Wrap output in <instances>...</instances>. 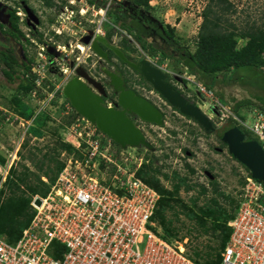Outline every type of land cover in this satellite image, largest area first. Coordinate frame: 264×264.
<instances>
[{
    "label": "built area",
    "instance_id": "1",
    "mask_svg": "<svg viewBox=\"0 0 264 264\" xmlns=\"http://www.w3.org/2000/svg\"><path fill=\"white\" fill-rule=\"evenodd\" d=\"M67 2L69 5H64L51 22V33L48 31L43 36L39 34L37 40L31 39L39 48L31 67L35 78L30 94L37 96L42 90L44 96L39 99L46 102L51 101L57 90L44 84L47 68H56L64 77L60 83L62 89L87 63L85 59L95 56L90 44L83 42V36L90 30L92 37L104 35L103 24L109 22L106 14L111 0L99 7L85 0ZM87 13L92 19L86 21L82 16ZM76 22L86 25V29L74 45L69 41L67 48L65 42L52 40L54 36L62 38L63 33L72 35V31L64 28L68 24L73 28ZM49 46L56 52L52 59L47 54ZM150 61L157 64L153 59ZM159 67L171 74L166 66L160 64ZM183 76L195 82L192 77ZM195 83L197 91L209 97L217 108L216 114L223 119L216 122L211 117L216 128L235 121L236 126L249 132L264 149L263 112H254L252 122L248 123L222 104L211 90ZM1 109L3 118L8 111ZM5 119L8 120V116ZM16 120L24 127L20 144L33 118L29 121L16 117ZM65 133L63 140L73 149L60 152L59 159L64 165L48 192L44 196H32L30 205L34 212L20 237L10 243L0 236V264H198L188 256L181 240L168 241L156 230L152 216L159 193L135 175L140 160L137 167L133 166L132 156L125 155V149L117 150L114 142L83 116H76ZM19 144L13 158L0 165V183L14 163ZM103 174L108 177H102ZM242 175L245 181L237 194L238 205L227 221L229 238L220 251L219 261L207 264H264V186L250 172ZM41 179L48 181L46 176Z\"/></svg>",
    "mask_w": 264,
    "mask_h": 264
},
{
    "label": "rangeland",
    "instance_id": "2",
    "mask_svg": "<svg viewBox=\"0 0 264 264\" xmlns=\"http://www.w3.org/2000/svg\"><path fill=\"white\" fill-rule=\"evenodd\" d=\"M73 1L75 3V0ZM208 1L150 0L151 7L147 9V15H153L158 21L174 26L176 37L180 38L181 45L186 46L192 52L195 49L197 32L202 20L201 14ZM227 1L231 3V6L224 14L228 22L234 23L239 27L251 26L252 24L262 26L264 24V0ZM66 4L69 5L67 0L65 2H62V0H53V5L51 6H46L42 0H0V22L8 25V14L5 12V9L6 7L15 6L17 10L16 14L19 17V28L24 33V37L28 38L29 41L31 39L37 40L39 34L43 36V33L46 34L50 30L51 22ZM82 17L86 21L87 19H92V16L88 13ZM106 17L108 21L110 20L112 22V19L115 21L112 15L109 17L106 14ZM7 25H4L5 28H7ZM85 27L86 25L81 26L78 22L75 23L73 28L68 24L64 30L68 32L72 31V35H70L72 37L63 33L60 36L62 38L54 36L52 40L54 39L61 44L65 42L68 48V42L70 41L74 45L80 38ZM117 28L118 26L115 25L113 30L118 35L117 37H119ZM49 32L51 33V31ZM32 40L30 42H33ZM138 44L134 43V46L138 48ZM0 47L5 48V50H7L6 47H11V53L19 62L25 57L24 54L31 56L33 60L36 59L39 48L34 43L33 45L26 43L23 37L20 39L17 37H5L1 33ZM53 53L56 54L53 46H49L47 48V54L51 55L48 58L52 59ZM94 59L95 56L85 59L87 63L82 68L87 71L90 67L89 63ZM167 62L169 66L171 65L168 69L174 76L171 78L174 85L181 89L183 94H189L210 118L212 117L216 122L223 121L220 115L218 116L216 114L217 108L211 104L212 102L209 100V97L197 91L198 86L195 83L196 81L191 82L187 80V82H181V76L185 75L183 66L177 62H172L170 59ZM66 65L69 66L70 63H66ZM14 68L19 69L18 66H14ZM93 75H96L94 72H92L91 77L97 81V78L93 77ZM46 77L47 79H45L44 84L57 88L50 102L42 101L30 93L27 95L18 94L24 103L25 112H31V117L28 120L31 121L35 117L34 120H38V122H36L34 128H40L42 130V135L40 133V135L31 138L30 133L27 131L23 136V141L19 144L24 127L19 125L16 120V117L19 115L15 113L16 111H14L13 105L10 103L12 96L17 93L16 86L18 80L9 81L0 68V107L2 108V112L3 109L8 111L5 112L3 118L1 117L2 120L0 119V154L5 158V162L7 163V161L13 158V151L19 144L18 154L14 159V163L16 164L12 165L16 169L21 170L20 164H25L31 170H35L34 166L28 160L29 151L36 153L38 158L42 157L44 153H53L52 147L56 144L57 138L55 132L62 136V139L67 135L65 133L69 126L67 124V115L72 113V109L63 97L60 87V83L64 81V77L62 78V75L56 68H47ZM219 85L224 91V99L229 104L225 106L229 108L235 101L243 98L250 99L249 101L252 102V105L241 106L239 114L245 115V120L251 123L254 112L259 111L255 106L264 105V96L261 94L263 92L249 85L235 83H219ZM140 91L145 93L161 109L164 114V123L161 126H157L137 120L138 125L146 134L147 139L152 143V148L147 149L144 146L125 148L124 154L132 156V165L137 167L139 160L146 164L149 163L152 168L159 170L158 177L160 178V182L168 189H171L173 182L176 181L173 178L174 171L179 176L186 177L187 184L191 185V187L186 190L185 185H181L177 197L190 207L193 206L191 199L196 198V205L193 206L196 212L198 206L209 203L211 197L215 196L212 192L210 180H215L221 191H224L226 194H232V196L238 199L240 175L246 171L241 163L230 156L227 147L221 145L216 131L205 133L201 129L202 127L200 128L194 121L179 114L164 99L159 98L155 91L152 93L151 91ZM110 101H113L112 97L107 98V102L110 103ZM7 116L9 118L8 120L5 119ZM22 122L25 123L24 120ZM189 130H195L196 133H190ZM248 136L251 137L252 135L250 134ZM104 137L107 138L106 136ZM114 146L116 148L120 147L116 143H114ZM19 154L25 156V159H22ZM163 174H167L168 177L165 178ZM102 177L107 178L108 176L103 174ZM200 185H204L207 189L204 194L200 193ZM216 197L222 205L230 208L226 199L217 195ZM231 210H233V207ZM175 211L178 212L177 215L174 214ZM166 217L172 220L171 227L175 232V238L171 237L173 240H181L188 252L195 248H198L204 253L210 252V255H203L200 261L215 257V253L219 250L220 236H218L219 231L212 230L211 219H207L206 229H204L195 219L187 217L179 205H176L174 210H167ZM154 223L158 232H164L156 220Z\"/></svg>",
    "mask_w": 264,
    "mask_h": 264
},
{
    "label": "trees",
    "instance_id": "3",
    "mask_svg": "<svg viewBox=\"0 0 264 264\" xmlns=\"http://www.w3.org/2000/svg\"><path fill=\"white\" fill-rule=\"evenodd\" d=\"M65 1L62 0V2ZM85 1L90 5L93 4L99 7L107 3L108 0ZM149 1L122 0L121 2V0H111L107 14L109 17L111 15L114 16L115 21L112 19V22L109 20V22L105 23V26L109 27V30L105 29L107 30L106 37L111 39L112 35H114L113 28L115 25L118 26L117 31L120 35L118 44L123 49L136 50L132 43L133 40V42L139 43L140 48L145 53H148L150 58L157 57V63L167 59L179 63L185 70V76L192 77L202 87L211 90L222 104L229 105L224 99V91L221 92L219 83L253 86L262 91L263 93L261 94L264 96V24L262 26H255L254 24L246 27L236 26L234 23L228 22L224 16L231 6L230 2L227 0H209L203 8L195 49L191 52L186 46L181 45L180 38L176 37L174 26L158 21L153 15H147V9L151 7ZM42 2L46 6L53 5V0H42ZM5 12L8 14V25L0 22V33L5 37H17L19 39L23 37L26 43H31L28 38L24 37V33L19 28V17L16 14V7H6ZM4 25H7V28ZM122 31L124 32L123 35ZM149 36L156 38L155 41L147 42V37ZM6 48L7 50L0 47L1 71L9 81L18 80L17 93L12 96L10 103L13 105L15 113L25 119H29L31 112H25L24 103L18 94L27 95L34 87L33 79L35 74L31 70L33 59L31 56L24 54L25 57L19 62L11 53L12 48ZM48 55L50 56V54ZM14 66H18L19 69L14 68ZM167 75L170 76L171 80V74L167 73ZM185 81L187 82L184 77H181V82ZM175 88L179 92H183L181 89ZM43 96L44 92L39 90L37 97L42 98ZM249 100L248 98H243L236 101L230 107L231 111L243 119L245 115L239 114V110L241 106L252 105ZM255 107L264 113V105ZM173 109L177 111L175 108ZM76 116L78 114L72 109V113L67 115V124H70ZM186 118L191 119L189 117ZM34 119L33 125L27 130L30 133V138L38 136L40 133L42 135L40 128H34L36 122H38V120ZM232 122L231 120L227 121L218 127L219 129L216 128L218 139L219 130L230 124H236L235 121ZM199 127L201 128V126ZM201 129L203 130V128ZM189 131L190 133H196L195 130ZM243 131L246 138L254 139V137L248 136L250 135L249 132ZM55 133L57 138L56 144L52 147L53 153H44L42 157L38 158L36 153L29 151L28 160L35 170H31L25 164H20L21 170L11 166L0 187V236H3L10 243L15 242L20 237L22 230L32 218L34 212L30 205L32 196L34 194L44 196L48 192L49 185L62 169L64 163L59 159L60 152H71L73 149L69 142L64 141L57 132ZM219 142L222 146H226L220 139ZM121 149L123 148H117V150ZM20 157L25 159V156L20 155ZM0 163H5V158L1 154ZM243 167L245 171L249 172L244 165ZM190 170L193 172L192 169ZM158 173V169L152 168L149 163L143 162L135 171L137 177L159 193V199L152 219L153 221L156 220L157 224L164 230L165 233L162 231L160 235L168 241L173 240L171 237L175 238V232L171 227L172 220L166 217V211L174 210L176 205L181 206L186 216L195 219L204 229H206L207 219H211L212 230L219 231L218 236H220L219 250L215 253V257L200 261L203 255H210V252L204 253L198 248L187 252L188 256L198 264L218 262L220 251L225 246L230 235V227L227 225V221L233 217L238 205V199L232 194H226L221 191L215 180H210L212 192L215 196L211 197L209 203L198 206L196 212L193 209V206L196 205V198L191 199L193 206L190 207L177 197L181 185H185L186 190L190 189L191 185L187 184V178L179 176L174 171L173 178L176 181L173 182L172 188L168 189L161 184ZM42 175L47 177V182L41 179ZM163 176L165 178L168 177L167 174H163ZM244 181L243 175H240V186L244 184ZM199 187L200 193L204 194L207 191L204 185ZM216 195L226 199L230 208L222 205ZM232 207L233 210H231ZM174 214L177 215L178 212L175 211Z\"/></svg>",
    "mask_w": 264,
    "mask_h": 264
},
{
    "label": "water",
    "instance_id": "4",
    "mask_svg": "<svg viewBox=\"0 0 264 264\" xmlns=\"http://www.w3.org/2000/svg\"><path fill=\"white\" fill-rule=\"evenodd\" d=\"M89 43L94 54L107 65L111 64L108 53L116 55L122 62L132 68L166 103L175 108L183 116L189 117L201 126L206 133L216 130L213 121L194 102L176 90L166 79L163 69L142 57L131 61L126 54L106 37L92 32L82 38ZM107 77V86L115 93V104H107V90L98 83H92L88 73L79 68L77 74L69 78L62 87L63 97L74 111L86 118L114 143L125 149L127 147L144 146L152 148L143 129L136 120L161 126L164 114L159 107L146 97L127 88L122 73L115 69L103 68ZM94 84V86H93ZM99 85V86H98ZM219 139L227 146L231 157L244 165L251 176L262 182L264 186V149L255 139L246 138L245 133L235 124L223 127L218 132ZM39 199L36 203H39Z\"/></svg>",
    "mask_w": 264,
    "mask_h": 264
},
{
    "label": "flooded vegetation",
    "instance_id": "5",
    "mask_svg": "<svg viewBox=\"0 0 264 264\" xmlns=\"http://www.w3.org/2000/svg\"><path fill=\"white\" fill-rule=\"evenodd\" d=\"M155 39H154V37L149 36V37H147V42H154ZM132 43L134 45V43H137V42H135V41L133 42V40H132ZM118 46H119V48H122L120 45H118ZM123 51L126 54V57L129 60H131V61H136V60H138V59H140L142 57H146V58L150 57V55H148V53H145L144 50H142L140 48V46L138 48L136 47V50H130V49L125 50L124 49ZM108 57H109L110 62H111V64H109V65H107L106 61H104L102 58H100V57H98V56L95 55V59L93 61H91V63L93 62V64L89 63V66L90 67L86 71L88 73V76L92 80L91 84L92 83H98L99 85L101 84L102 86L105 87L104 89L107 90L106 91L107 94H106V97H105L106 103L108 104L107 98L108 97H112V100L113 101L112 102L110 101V104H112V105L115 104L116 103L115 102L116 93L109 86H107V77L105 76V74L103 72V68H111V69L117 70L118 72L120 71L122 73V76H123V79H124V83H125V85H126L127 88H132V89H134V91L136 93H138V94L146 97L147 99H149V97L145 93H143L142 91H140V90L151 91V93H152L154 90L151 88V86L148 85L145 81H143L142 78L132 68H130L126 63L122 62L116 55L111 54L109 52L108 53ZM157 64H155V65H157ZM90 70H92V71H90ZM92 72H94V74H96V75H93V77L97 78V81L94 78L91 77ZM166 79H167L168 82L174 84L170 80V78H169L168 75H166ZM130 81H131V83H130ZM93 86H94V84H93ZM135 86H138L139 88L138 87H135ZM174 86L176 87V85H174ZM156 95L159 98L161 97L158 94H156ZM150 101L152 103H154L152 100H150Z\"/></svg>",
    "mask_w": 264,
    "mask_h": 264
},
{
    "label": "crops",
    "instance_id": "6",
    "mask_svg": "<svg viewBox=\"0 0 264 264\" xmlns=\"http://www.w3.org/2000/svg\"><path fill=\"white\" fill-rule=\"evenodd\" d=\"M105 29L109 30V27H107V26H105V24H103L104 35H101V36L106 37V31H107V30H105ZM122 33L124 34L123 31H122ZM123 34H122V35H123ZM38 36H39V35H38ZM117 36H118V35L116 34V32H114V35H112L111 39H109V38H107V37H106V38H107L108 40H110V42H112V44H115L117 47H119V46H118V45H119V44H118V41H119V39H120V36H119V37H117ZM115 41H116L117 43H116ZM120 49H121V50H124V49H122V48H120ZM151 59L155 60V62H158L157 57H153V58L151 57ZM167 60H168V59H167ZM167 60L162 61V62H159V64H162V65L166 66V68H168L169 64H168ZM217 86H218V85H217ZM220 88H221V87H220ZM219 90H220V89H219ZM221 92H223V89H222V88H221ZM235 102H236V101H235ZM31 125H33V122H32ZM33 137H36V136H33ZM17 153H18V152H17ZM17 153H16V155H17ZM14 164H16V163H13V165H14ZM42 176H44V175H42ZM2 183H3V181H1V183H0V187H1ZM27 226H28V225H27ZM27 226H26V227H27ZM26 227H25V228H26ZM25 228H24V229H25ZM24 229H23V230H24ZM23 230H22V231H23Z\"/></svg>",
    "mask_w": 264,
    "mask_h": 264
},
{
    "label": "clouds",
    "instance_id": "7",
    "mask_svg": "<svg viewBox=\"0 0 264 264\" xmlns=\"http://www.w3.org/2000/svg\"><path fill=\"white\" fill-rule=\"evenodd\" d=\"M148 59L150 60L151 58L148 57ZM158 65H160V64L158 63L157 66H158ZM158 67H159V66H158ZM81 68H82V67H81ZM159 68H160V67H159ZM165 73H166V75H167L168 72L165 71ZM171 76H172V75H171ZM172 77H174V76H172ZM169 83H170V82H169ZM170 84L174 87V84H172V83H170ZM176 87H177V86H176ZM174 88H175V87H174ZM175 89H176V88H175ZM182 94H183V93H182ZM183 95H184V94H183ZM184 96H186L187 98L190 97L189 94H185ZM189 100L192 101V102H194L196 105H198V104H197L192 98H189ZM68 103H69V102H68ZM70 106H71V105H70ZM198 106L200 107V105H198ZM71 108H72V107H71ZM172 108H173V107H172ZM72 109H73V108H72ZM16 115H17V114H16ZM18 115H19V114H18ZM78 115H79V114H78ZM80 116H81V115H80ZM208 116H209V115H208ZM18 117H21L22 119H25L24 117H22V116H20V115H19ZM209 117H210V116H209ZM0 119H2V118H0ZM33 119H34V117H33ZM210 119H211V118H210ZM25 120H26V119H25ZM0 121H1V120H0ZM32 122H33V121H32ZM145 123H146V122H145ZM195 123H196V122H195ZM196 124H197V123H196ZM28 128H29V127H28ZM17 152H18V150H17ZM17 154H18V153H17ZM5 163H6V162H5ZM5 163H4V164H5ZM4 164H1V163H0L1 166L4 165ZM12 165H13V164H12ZM0 178H1V176H0Z\"/></svg>",
    "mask_w": 264,
    "mask_h": 264
},
{
    "label": "bare ground",
    "instance_id": "8",
    "mask_svg": "<svg viewBox=\"0 0 264 264\" xmlns=\"http://www.w3.org/2000/svg\"><path fill=\"white\" fill-rule=\"evenodd\" d=\"M80 45V44H79ZM82 47V45H80Z\"/></svg>",
    "mask_w": 264,
    "mask_h": 264
}]
</instances>
